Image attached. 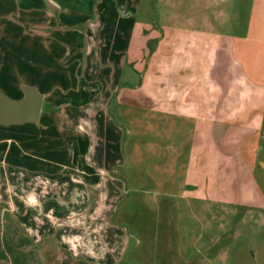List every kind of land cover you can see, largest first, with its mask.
Listing matches in <instances>:
<instances>
[{"label":"rangeland","instance_id":"1","mask_svg":"<svg viewBox=\"0 0 264 264\" xmlns=\"http://www.w3.org/2000/svg\"><path fill=\"white\" fill-rule=\"evenodd\" d=\"M60 5L51 57L33 27L0 24V93L19 99L24 82L41 92L57 82L80 86L91 48L97 67L108 61L114 69L109 51L128 47L127 68L110 76L117 89L101 134L90 112L55 118L53 128L51 119L43 129L0 126V264H264V0ZM95 87L81 94L83 103ZM47 132L48 140L38 138ZM14 142L39 160L15 146L4 158ZM87 152L89 161L113 158L115 181L106 180L119 197L114 228L102 232L93 214L98 177L72 179L60 167ZM77 212L84 218L66 217ZM59 243L82 250L58 260Z\"/></svg>","mask_w":264,"mask_h":264},{"label":"crops","instance_id":"2","mask_svg":"<svg viewBox=\"0 0 264 264\" xmlns=\"http://www.w3.org/2000/svg\"><path fill=\"white\" fill-rule=\"evenodd\" d=\"M60 1L61 0H13L11 5L7 7L0 4L1 7L0 24L3 22L2 24L3 26L29 25L33 27V29L35 30V32L33 33L35 35L34 37L39 41V44H37V46L42 45L41 46L42 50L45 53L44 58H46L47 56L51 57L52 54L50 50L51 47L47 45L51 41V38H49V36L52 37L51 35L53 34L54 30L60 26L54 23L56 14L61 12L63 9V7L60 5ZM22 12L24 13L23 15ZM133 30L134 29L131 28V32H133ZM37 46L34 48L33 50L34 52H38ZM89 50H90L89 51L90 54L85 57L86 63L85 64L82 63L81 68L79 69L80 79H78V81L79 80L81 81L79 83L80 86L76 85V86L65 87L63 86V84L57 82L53 84V86L50 89L46 90L45 92H41L36 85H29L26 84L25 82L21 84L20 87L21 89L22 88L24 89L25 87H27V85L32 86L37 88L38 91L44 96L40 121L39 123H37L41 129H43V127L40 125V122H42L43 119L48 120L49 122L51 119L52 120L51 127L53 128V126H56L55 123L56 121L54 120L55 118H64V120H66L65 118H70V115L74 116L75 118H82L85 115V113L87 114L90 112L89 114L90 115L92 114V118H93V128H94L93 130L95 131L97 129L99 131L98 133L101 134L102 132L101 118H109L108 114L105 113L106 111L105 108H107L108 104L115 97L114 95L117 89V86L115 85L116 84L115 82H117V80H115L114 78V84H113V77L111 80L110 76L114 74L115 75L119 74L121 76L125 75L124 73L127 68L126 60L128 58L127 56L129 55V48L126 47L125 49H120L117 52H114V48H113L109 51V55H110L109 59L116 61V66L114 69L111 68L110 66L108 67V61L107 63H105V65L102 63L103 67H101V65L97 67L98 64L102 62V60L100 61L96 49L91 48ZM97 60L99 61L97 62ZM109 65H111V62L109 63ZM67 75L69 76V73H67ZM99 77L103 79L102 82H100L99 79L101 78ZM97 82L100 83L101 88L100 89L99 88L97 89L96 87L93 88L94 89L93 93H95L93 95V99H91L87 103H83L81 99L82 98L81 94H83L85 90L91 91V85ZM23 97H24V90L21 98ZM257 115H258L257 118H261V117L263 118V114L257 113ZM64 120H62V122H64ZM67 123L68 122H66V124ZM51 127L47 126L45 129H49ZM59 132L63 133V130ZM47 134L49 133L48 132L44 134L40 133L38 135V138L41 140L43 139L48 140L49 139L48 136L51 135H47ZM24 136L26 137L29 136L28 141L33 143V140L31 138H33L34 135L32 133L31 134L26 133ZM86 136L90 138V135L88 133L86 134ZM2 144H4V141H0V146H2ZM13 146H15L16 148L15 151L19 153L23 152L25 155H28L30 158H32L35 161L39 160V156L35 151L33 150L29 151L24 146H20V144L17 145L16 142H14V144L11 145L10 147L4 148V158L7 156V154H9L10 151H12ZM23 149L25 150L23 151ZM89 152H87V155H85L84 159L80 158L78 160L71 161V163L68 164H61L60 167L63 170L62 174H66L67 175L66 177H70L72 179L75 177L74 175L79 176V178L83 179L84 181L89 178L94 180L95 177H98V180L93 181L92 184V189L98 191L93 196L95 198V205H96L95 207L96 211H93L94 212L93 214L96 215L99 220H101L99 225L102 226L100 228L102 232L103 231L102 228H106V227H108L107 229L114 228L111 227V223L109 221L113 217V209H114V205L111 204L117 202L119 197L118 194L119 191H117L118 186L115 185V183L112 182V184L110 183V185H108L106 180L109 179L110 181H115V179L112 177L110 173L111 168L113 167L111 160L113 158H110L109 154L103 153L99 155L100 156L99 159H93L92 161L91 160L89 161L87 160L86 157L88 156ZM2 155H3V151H2ZM41 161L49 162L47 159L44 160L42 159ZM86 168L88 169L86 170ZM104 185L105 187L108 185V187H106V189L103 192H101V188ZM111 186H114L115 188L113 187L114 188L113 191L109 189L110 193L107 194L106 190L109 187L111 188ZM78 199L79 198H77V202H79ZM80 199H82V196ZM104 206L108 210L103 211L102 209L104 208ZM81 213L82 214H79L78 212L73 213L72 215L66 217L68 218L77 217V219H79L80 217L84 218L85 213L84 212ZM75 214L76 216H73ZM57 234L65 237V235L68 234V232H66V230L62 228L57 232ZM71 240L74 241V239ZM80 246L82 245L79 243H69V244L59 243L58 245L53 247V251L55 255L59 251L61 252L57 254L59 260L61 258L64 259L65 256L68 255L67 253L63 254V252L67 250L70 251L82 250V249H78ZM102 264H106V263H102Z\"/></svg>","mask_w":264,"mask_h":264},{"label":"water","instance_id":"3","mask_svg":"<svg viewBox=\"0 0 264 264\" xmlns=\"http://www.w3.org/2000/svg\"><path fill=\"white\" fill-rule=\"evenodd\" d=\"M43 99L44 96L32 86L24 88V97L21 99H13L0 93V126L10 127L39 123Z\"/></svg>","mask_w":264,"mask_h":264}]
</instances>
